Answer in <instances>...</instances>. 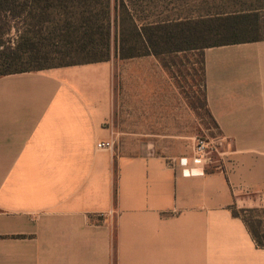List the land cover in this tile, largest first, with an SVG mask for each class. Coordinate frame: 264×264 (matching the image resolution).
<instances>
[{
	"label": "crops",
	"instance_id": "crops-1",
	"mask_svg": "<svg viewBox=\"0 0 264 264\" xmlns=\"http://www.w3.org/2000/svg\"><path fill=\"white\" fill-rule=\"evenodd\" d=\"M204 53L212 171L98 149L115 59L0 77V264H264L231 211L264 208V41Z\"/></svg>",
	"mask_w": 264,
	"mask_h": 264
},
{
	"label": "trees",
	"instance_id": "trees-1",
	"mask_svg": "<svg viewBox=\"0 0 264 264\" xmlns=\"http://www.w3.org/2000/svg\"><path fill=\"white\" fill-rule=\"evenodd\" d=\"M112 1L0 0V77L110 61ZM151 1L115 0L120 59L201 53L204 105L218 129L207 102L204 51L264 41V0H225L216 11L188 13L172 4L174 13L166 17L162 11L170 5ZM152 11L155 19L145 15ZM231 211L264 249V208L234 205Z\"/></svg>",
	"mask_w": 264,
	"mask_h": 264
},
{
	"label": "rangeland",
	"instance_id": "rangeland-1",
	"mask_svg": "<svg viewBox=\"0 0 264 264\" xmlns=\"http://www.w3.org/2000/svg\"><path fill=\"white\" fill-rule=\"evenodd\" d=\"M182 1L191 3L186 6ZM151 2L169 4L170 6L167 5V9L162 11L166 17L174 13L172 4L180 3V8L176 5L175 7L185 13H188L190 8L198 12L216 11L222 8L225 0ZM115 3L117 4L113 0L110 58L115 59L116 65V115L112 122V150L118 154L140 155L144 154L146 144L152 143L153 151L157 155L169 158L170 162L183 167L182 159L191 165L196 156L198 141H212L220 144L218 151L210 152L205 159L204 166L212 171L215 166L221 165L220 153L223 145L220 143V132L215 128L204 105L201 53L187 51L165 55L161 59L152 55L120 59ZM157 14L154 11L145 13L152 19H155Z\"/></svg>",
	"mask_w": 264,
	"mask_h": 264
},
{
	"label": "built area",
	"instance_id": "built-area-1",
	"mask_svg": "<svg viewBox=\"0 0 264 264\" xmlns=\"http://www.w3.org/2000/svg\"><path fill=\"white\" fill-rule=\"evenodd\" d=\"M222 141V142H221ZM220 143L223 145V140L221 139ZM219 143H214L212 141L207 142L205 140H200L197 143L195 148V157L192 159L191 165H189L188 161L181 160V165L185 168L194 169L204 167L205 159L210 152L218 151ZM100 150H112L113 143L112 142H100L97 145ZM186 163V165L184 164Z\"/></svg>",
	"mask_w": 264,
	"mask_h": 264
}]
</instances>
